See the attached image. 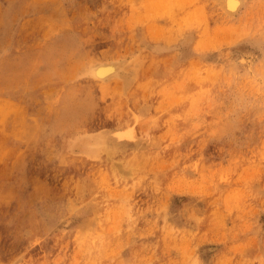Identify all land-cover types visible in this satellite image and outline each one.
<instances>
[{
	"label": "rangeland",
	"instance_id": "rangeland-1",
	"mask_svg": "<svg viewBox=\"0 0 264 264\" xmlns=\"http://www.w3.org/2000/svg\"><path fill=\"white\" fill-rule=\"evenodd\" d=\"M225 3L0 0V264H264V0Z\"/></svg>",
	"mask_w": 264,
	"mask_h": 264
},
{
	"label": "bare ground",
	"instance_id": "bare-ground-1",
	"mask_svg": "<svg viewBox=\"0 0 264 264\" xmlns=\"http://www.w3.org/2000/svg\"><path fill=\"white\" fill-rule=\"evenodd\" d=\"M225 1H226L225 6L228 9V12H231V14H233V12H235L241 4V0H225ZM124 65H125L124 61L120 59H114V60L105 61V62H97L91 66L90 71H91L92 76L96 80H99L102 82H108L111 79L122 75ZM128 79L133 80V78H128ZM127 90H128V87L126 88V91Z\"/></svg>",
	"mask_w": 264,
	"mask_h": 264
}]
</instances>
